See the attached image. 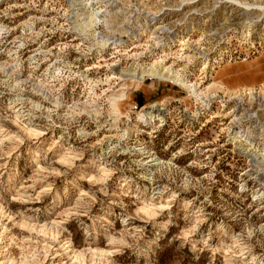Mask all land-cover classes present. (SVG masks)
Masks as SVG:
<instances>
[{
	"label": "rangeland",
	"instance_id": "374dc122",
	"mask_svg": "<svg viewBox=\"0 0 264 264\" xmlns=\"http://www.w3.org/2000/svg\"><path fill=\"white\" fill-rule=\"evenodd\" d=\"M80 1L0 0V264H264V0Z\"/></svg>",
	"mask_w": 264,
	"mask_h": 264
},
{
	"label": "bare ground",
	"instance_id": "6f19581e",
	"mask_svg": "<svg viewBox=\"0 0 264 264\" xmlns=\"http://www.w3.org/2000/svg\"><path fill=\"white\" fill-rule=\"evenodd\" d=\"M84 0H81L80 2H83ZM92 0H86V4H84V5H88L89 6V10L90 11H92L91 13H89V15H87V17H86V19H87V22H88V25H93V22L94 23H96V22H99L100 20L99 19H96V16H98V15H100V13L102 12L101 11V9H96V10H94L93 11V9H91V5H92V2H91ZM83 13H85V11L83 12ZM86 27V26H85ZM84 27V28H85ZM84 32H85V30H84ZM96 38V37H95ZM101 45L103 46L104 45V43H101ZM140 75V74H139ZM143 77H144V72L140 75V78H139V80H142L143 79ZM141 118V117H140ZM235 138H237V134L238 133H236L235 132ZM245 135V134H244Z\"/></svg>",
	"mask_w": 264,
	"mask_h": 264
}]
</instances>
